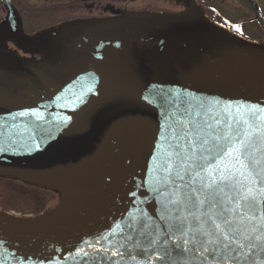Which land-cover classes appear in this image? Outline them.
Returning <instances> with one entry per match:
<instances>
[{
	"label": "water",
	"instance_id": "1",
	"mask_svg": "<svg viewBox=\"0 0 264 264\" xmlns=\"http://www.w3.org/2000/svg\"><path fill=\"white\" fill-rule=\"evenodd\" d=\"M183 4L1 23L0 179L60 198L0 211L3 264H264V45Z\"/></svg>",
	"mask_w": 264,
	"mask_h": 264
},
{
	"label": "flooded vegetation",
	"instance_id": "2",
	"mask_svg": "<svg viewBox=\"0 0 264 264\" xmlns=\"http://www.w3.org/2000/svg\"><path fill=\"white\" fill-rule=\"evenodd\" d=\"M182 1L195 4L231 33L264 44V0H0V23L7 18L9 8L23 34L32 36L52 26L123 11L177 14L184 10ZM7 51L28 56L12 43L7 44Z\"/></svg>",
	"mask_w": 264,
	"mask_h": 264
},
{
	"label": "rangeland",
	"instance_id": "3",
	"mask_svg": "<svg viewBox=\"0 0 264 264\" xmlns=\"http://www.w3.org/2000/svg\"><path fill=\"white\" fill-rule=\"evenodd\" d=\"M59 197L49 191L0 180V210L34 216L54 209Z\"/></svg>",
	"mask_w": 264,
	"mask_h": 264
},
{
	"label": "snow or ice",
	"instance_id": "4",
	"mask_svg": "<svg viewBox=\"0 0 264 264\" xmlns=\"http://www.w3.org/2000/svg\"><path fill=\"white\" fill-rule=\"evenodd\" d=\"M237 31H239V29H237ZM244 123H247V121H244ZM240 143H241V146H243V141H240ZM239 152H240L239 148H236L235 146H233V148L230 149L229 152H228L227 154H228V155H233V154H235V156H236V161H237V163L240 164V167L242 168V167H243V163L240 161ZM241 175H243V174L241 173ZM245 198H247V197H245ZM226 223H227V221H226ZM216 227H217V229L219 230L220 225H216ZM225 239L227 240V239H229V237L225 236ZM226 246H227V245H226ZM241 247H242V245H241ZM185 250H187V249H185ZM205 251H207V249H205ZM0 264H3V261H0Z\"/></svg>",
	"mask_w": 264,
	"mask_h": 264
}]
</instances>
